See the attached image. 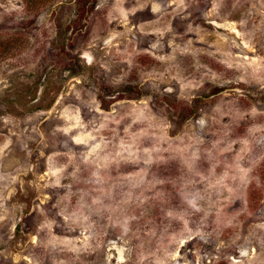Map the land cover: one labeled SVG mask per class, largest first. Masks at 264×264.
<instances>
[{
	"label": "rangeland",
	"instance_id": "1",
	"mask_svg": "<svg viewBox=\"0 0 264 264\" xmlns=\"http://www.w3.org/2000/svg\"><path fill=\"white\" fill-rule=\"evenodd\" d=\"M0 264H264V0H0Z\"/></svg>",
	"mask_w": 264,
	"mask_h": 264
}]
</instances>
